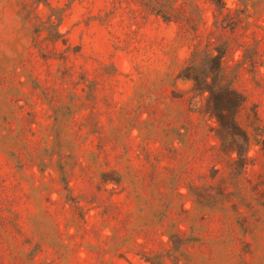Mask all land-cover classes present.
Returning a JSON list of instances; mask_svg holds the SVG:
<instances>
[{
	"label": "rangeland",
	"instance_id": "obj_1",
	"mask_svg": "<svg viewBox=\"0 0 264 264\" xmlns=\"http://www.w3.org/2000/svg\"><path fill=\"white\" fill-rule=\"evenodd\" d=\"M46 1L56 40L0 0V264H264V0ZM195 46L242 96L243 167L177 77Z\"/></svg>",
	"mask_w": 264,
	"mask_h": 264
},
{
	"label": "trees",
	"instance_id": "obj_2",
	"mask_svg": "<svg viewBox=\"0 0 264 264\" xmlns=\"http://www.w3.org/2000/svg\"><path fill=\"white\" fill-rule=\"evenodd\" d=\"M220 3L221 0H213ZM48 7L45 19L39 18L33 26V32H45L50 40H56L61 34L57 29L58 10L49 8L46 0H32ZM167 19L166 16H162ZM221 52L212 53L207 47H193L187 63L181 67L177 77L190 83L188 104L191 109L206 116L214 123L212 128L218 139V150L243 167L247 163V149L250 144L247 133L236 120L235 112L241 105L242 96L233 88L221 67ZM234 155V158L233 156Z\"/></svg>",
	"mask_w": 264,
	"mask_h": 264
}]
</instances>
